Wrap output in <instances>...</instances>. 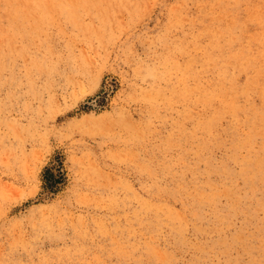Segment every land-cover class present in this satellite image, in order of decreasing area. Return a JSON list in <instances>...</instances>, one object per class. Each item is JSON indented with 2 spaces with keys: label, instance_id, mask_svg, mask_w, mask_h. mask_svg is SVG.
Returning <instances> with one entry per match:
<instances>
[{
  "label": "rangeland",
  "instance_id": "374dc122",
  "mask_svg": "<svg viewBox=\"0 0 264 264\" xmlns=\"http://www.w3.org/2000/svg\"><path fill=\"white\" fill-rule=\"evenodd\" d=\"M0 264H264V0H0Z\"/></svg>",
  "mask_w": 264,
  "mask_h": 264
},
{
  "label": "bare ground",
  "instance_id": "6f19581e",
  "mask_svg": "<svg viewBox=\"0 0 264 264\" xmlns=\"http://www.w3.org/2000/svg\"><path fill=\"white\" fill-rule=\"evenodd\" d=\"M263 49V48H262ZM234 53V52H233ZM222 57V56H221ZM191 58V57H190ZM259 66V65H258ZM262 85V84H261ZM248 91H249V89H248ZM224 99V98H223ZM210 104V103H209ZM235 105V104H234ZM217 106V105H216ZM233 108V107H232ZM236 111V110H235ZM232 112H234V110L232 109ZM236 113V112H235ZM191 116V115H190ZM221 117V116H220ZM262 117V116H261ZM261 127V126H260ZM218 134V133H217ZM239 138V137H238ZM211 144V143H210ZM234 154V153H233ZM237 157V156H236ZM199 159V158H198ZM200 160V159H199ZM206 160V159H205ZM204 160V161H205ZM240 160V159H239ZM142 213V212H141ZM179 215V214H178ZM180 217H182V216H180ZM184 222V221H183ZM139 226V225H138ZM153 237V236H152ZM151 239V238H150ZM141 241V240H140ZM166 254V253H165ZM167 255V254H166Z\"/></svg>",
  "mask_w": 264,
  "mask_h": 264
}]
</instances>
